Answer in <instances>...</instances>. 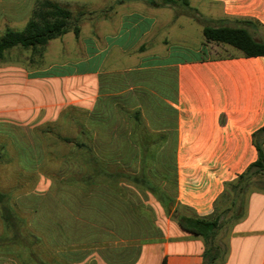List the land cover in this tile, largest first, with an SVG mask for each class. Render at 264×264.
I'll list each match as a JSON object with an SVG mask.
<instances>
[{
  "label": "crops",
  "instance_id": "obj_1",
  "mask_svg": "<svg viewBox=\"0 0 264 264\" xmlns=\"http://www.w3.org/2000/svg\"><path fill=\"white\" fill-rule=\"evenodd\" d=\"M164 2L116 0L97 25L80 27L75 54L64 65L0 67V99L23 105L24 113L14 115L38 119L41 128L70 114L76 142L106 147L101 155L126 167L140 152L134 132L149 131L163 141L157 162L173 180L175 207L206 217L226 185L258 159L253 136L264 127V56L212 57L229 45L207 42L204 28L252 21L256 37L264 32V0ZM189 24L194 46L182 35ZM67 64L71 73L57 69ZM155 203L148 204L157 211L156 228L144 230L128 200L107 187L72 196L71 225L85 227L72 228L71 247L79 254L73 264H204L203 239L181 230ZM239 215L218 236L228 250L223 264H264V192L252 193ZM0 264L16 262L0 256Z\"/></svg>",
  "mask_w": 264,
  "mask_h": 264
},
{
  "label": "trees",
  "instance_id": "obj_2",
  "mask_svg": "<svg viewBox=\"0 0 264 264\" xmlns=\"http://www.w3.org/2000/svg\"><path fill=\"white\" fill-rule=\"evenodd\" d=\"M124 1V0H120ZM177 0H165V4H173ZM73 13L52 0H43L35 9L33 17L28 21L23 31L18 32L6 29L0 37V62L6 58L13 49L31 50L34 54L43 56L48 43L60 38L69 32L80 36V27L73 25ZM245 21V27L222 26L213 28L206 26L204 36L207 42L229 45L240 51L245 57L264 56V40L257 39L250 31ZM70 114H66V120ZM84 133V131H83ZM86 133V132H85ZM147 130H136L134 140L141 144L139 156L129 167L119 161H111L95 151L91 144L75 142L64 138V142L73 144L77 153L72 157L83 168L78 177H68L60 180L68 188L81 190L84 196L93 194L99 187H107L118 196L128 200L130 213L141 219L137 228H156L155 209L148 204L150 197L160 203L162 208L173 216L181 230L203 239L205 245L204 264H223L228 255V250L218 242V236L233 222L242 217L239 215L250 185L255 179H264V127L254 136V145L258 151V159L232 183H228L225 192L215 204L214 212L206 217H201L191 208L176 206L173 192V180L163 173L157 162L159 151L163 148L161 138L156 139ZM8 140V138L6 139ZM151 142L154 144L152 145ZM10 143H0V164L12 163L9 155ZM22 145V144H19ZM4 159L7 161L4 162ZM168 182L169 186L165 183ZM258 191L264 192V188ZM228 192H231V206L220 211L219 203ZM176 196V195H175ZM18 195L14 192H4L0 187V256L9 257L16 264H73L78 262V250L72 247V226L55 223H42L37 220L31 223V217L25 213L17 202ZM171 207L175 209L171 212ZM39 211V210H38ZM232 215L224 220V214ZM34 212H37L34 210ZM136 228V226H133Z\"/></svg>",
  "mask_w": 264,
  "mask_h": 264
},
{
  "label": "rangeland",
  "instance_id": "obj_3",
  "mask_svg": "<svg viewBox=\"0 0 264 264\" xmlns=\"http://www.w3.org/2000/svg\"><path fill=\"white\" fill-rule=\"evenodd\" d=\"M41 1L43 0H0V37L8 28L18 32L23 31ZM52 1L71 10L73 25L81 27L84 31H88L90 27L97 25L95 22L98 16L110 15L113 12L111 8L116 4V0ZM177 8L180 9L178 6ZM191 27L195 26L185 25L182 35L190 39L192 46H194L196 35ZM257 36L264 40L263 31H258ZM77 41L74 32H69L50 41L43 56L34 54L31 50L15 48L7 56L6 62H0V67L8 63L15 64L16 67L25 64L31 69L44 62L46 64L62 63L64 65L66 62L72 61L75 54L73 47ZM176 45H178V41ZM233 52H238V50L228 46V49L212 50L211 55L212 57L230 56ZM190 55L195 56V53ZM183 57L185 58V56ZM57 69L71 73L73 68L67 64ZM22 106L13 99H0V143L7 141L10 143L9 155L13 159L12 163L0 164L1 189L4 192H14L16 196L18 195L19 207L30 217L32 215L31 223H35L37 220L39 223H49L50 221V224L55 223L57 226L70 225L72 228H85L80 224L71 225V216L73 215L71 197H80L83 194L77 188H68L56 181L68 177H78L83 173V168L79 166V162H76L72 157L73 154L77 153L76 148L72 143L68 144L63 140L70 138L76 142L77 130H73L68 119L63 121L59 118L57 122L47 123L42 128L36 126L38 119L33 120V122L24 121L23 114L21 116L14 115L15 110L24 113ZM15 116L17 118L12 119ZM7 138L8 140H6ZM25 142L30 143V145H18ZM34 142L38 144H34ZM92 146L99 154L103 153L102 151H109L106 147L102 149V147ZM118 148L113 147L114 150H118ZM5 161L7 159H4ZM261 188H264V179H255L244 196V200L247 201L252 193ZM230 193L228 192L219 203L221 212L231 206L232 196ZM148 203L156 206L153 198H150ZM78 210L77 207L75 211L78 212ZM163 211L165 215H168L164 209ZM155 212L157 214L156 210ZM231 215V211L224 214V220L227 221ZM1 230L0 222V232ZM229 230L230 228L224 230L225 235L230 232Z\"/></svg>",
  "mask_w": 264,
  "mask_h": 264
},
{
  "label": "water",
  "instance_id": "obj_4",
  "mask_svg": "<svg viewBox=\"0 0 264 264\" xmlns=\"http://www.w3.org/2000/svg\"><path fill=\"white\" fill-rule=\"evenodd\" d=\"M171 209H173V207H171Z\"/></svg>",
  "mask_w": 264,
  "mask_h": 264
}]
</instances>
